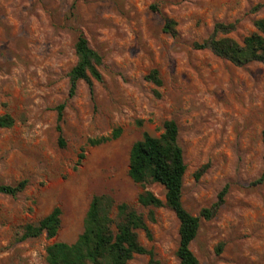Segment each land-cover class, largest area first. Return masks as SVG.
<instances>
[{
	"label": "rangeland",
	"instance_id": "rangeland-1",
	"mask_svg": "<svg viewBox=\"0 0 264 264\" xmlns=\"http://www.w3.org/2000/svg\"><path fill=\"white\" fill-rule=\"evenodd\" d=\"M260 18L264 0H0V117L15 120L0 127V184L28 180L15 196L0 193V264H48L49 245L82 233L94 195L114 199L112 216L122 203L140 213L147 226L137 230L140 243L161 264H179L175 213L138 201L146 189L164 200L163 186H142L128 172L133 144L144 132L159 136L170 119L187 165L184 207L197 215L228 186L192 251L201 264H264V64L236 66L195 47L217 23L235 24L219 37L241 42ZM168 20L176 36L164 31ZM80 34L103 57L102 80L92 88L81 80L69 96ZM154 69L161 85L146 79ZM62 103L64 146L56 129ZM117 129L118 137L90 143ZM55 207L62 210L55 237L17 240ZM129 264H150V255Z\"/></svg>",
	"mask_w": 264,
	"mask_h": 264
},
{
	"label": "trees",
	"instance_id": "trees-1",
	"mask_svg": "<svg viewBox=\"0 0 264 264\" xmlns=\"http://www.w3.org/2000/svg\"><path fill=\"white\" fill-rule=\"evenodd\" d=\"M156 9L155 5H152ZM256 31L238 41L230 36L219 37V34H228L235 29V24L217 23L212 34L203 42L195 43L198 49H207L215 55L224 58L236 66H244L252 62L264 64V18L255 20ZM164 31L177 35L176 22L168 20ZM76 63L69 71V96L76 93L79 81L84 80L92 88L93 81H101L100 66L102 55L90 46L84 34H80L74 45ZM146 79L156 85L162 80L156 69L152 70ZM65 104H59L57 111V126L59 143L65 145L62 135V121ZM15 123L10 114L0 117V127H10ZM121 129L115 130L110 137L91 139L93 145L106 142L120 135ZM264 141V130L262 132ZM83 155H81V158ZM209 168L205 164L199 168L196 177H201ZM187 170L184 150L179 141V128L175 120H166L163 132L153 136L144 132L137 140L129 156V175L142 186L160 184L165 190V199H161L151 190H144L138 197L143 206L169 207L179 221V244L176 256L179 264H201L192 251L190 245L196 238L201 222L213 219L225 203L228 186L218 194L217 200L194 215L183 204V180ZM28 184L23 179L16 184H0V193L15 196L22 192ZM115 205L109 195H94L84 217V229L74 243L55 242L47 248L48 264H129L136 254L150 255V264H161L154 258L152 250L146 249L139 241L138 229H147L143 216L126 203L119 204L112 216ZM62 210L55 207L48 215L35 223H26L18 241L38 237L46 234L53 238L61 226ZM221 249V248H219Z\"/></svg>",
	"mask_w": 264,
	"mask_h": 264
}]
</instances>
